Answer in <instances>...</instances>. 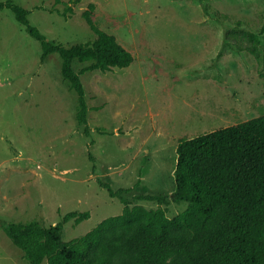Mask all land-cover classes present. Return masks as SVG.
Returning <instances> with one entry per match:
<instances>
[{
	"label": "rangeland",
	"instance_id": "rangeland-1",
	"mask_svg": "<svg viewBox=\"0 0 264 264\" xmlns=\"http://www.w3.org/2000/svg\"><path fill=\"white\" fill-rule=\"evenodd\" d=\"M29 22L66 46L92 40L82 12L133 54L130 65L81 74L89 135L77 122V94L61 74L57 52L40 42L9 8L0 9V218L50 225L71 210L62 238L84 234L123 203L99 184L124 187L129 205L182 211L174 168L181 137L264 114L263 64L224 31L245 28L264 49V0H13ZM40 6V7H39ZM239 21V22H238ZM89 62L73 60L79 71ZM102 132L99 131V129ZM159 194L164 203L137 198ZM0 264H32L0 226ZM39 264H46L44 259Z\"/></svg>",
	"mask_w": 264,
	"mask_h": 264
},
{
	"label": "trees",
	"instance_id": "trees-1",
	"mask_svg": "<svg viewBox=\"0 0 264 264\" xmlns=\"http://www.w3.org/2000/svg\"><path fill=\"white\" fill-rule=\"evenodd\" d=\"M75 1L69 0L61 14L73 12L71 3ZM4 7L40 42L42 59L53 52L60 55L61 74L77 94V122L89 135L81 74L128 66L133 54L114 34L96 25L92 2L82 16L94 32L93 39L69 46L47 39L29 22V9L23 5L0 0V9ZM224 34L227 40L232 37L229 45L239 50L243 48L233 40H248L245 48L263 64L264 77V49L259 46L258 34L238 27ZM75 59L89 63L76 71L72 65ZM174 180L172 199L187 201L174 216H168L161 204L155 208L131 206L122 193L126 188L114 189L109 182L99 180L111 197L123 203V208L80 236L64 240L63 224L72 218L74 224L80 223L89 217L88 210L68 211L61 220L47 226L35 220L2 218L0 226L32 264L44 259L46 264H264V114L181 137L176 147ZM136 196L166 202L159 194Z\"/></svg>",
	"mask_w": 264,
	"mask_h": 264
}]
</instances>
